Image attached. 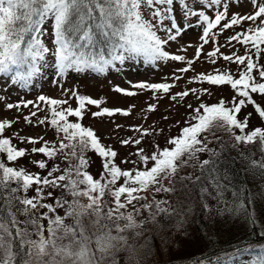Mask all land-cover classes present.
I'll return each instance as SVG.
<instances>
[{"label": "snow or ice", "instance_id": "snow-or-ice-1", "mask_svg": "<svg viewBox=\"0 0 264 264\" xmlns=\"http://www.w3.org/2000/svg\"><path fill=\"white\" fill-rule=\"evenodd\" d=\"M247 2L252 4V10L240 13L230 12V8L239 6L241 0H0V78L8 77L7 83L17 89L31 88L44 75L59 85L69 74L107 76L140 61L153 68L180 62L186 66L174 69L170 77L163 78L165 82L129 81L134 90L120 86L113 89L125 97L138 95L136 90H148L154 94L153 99L159 100L163 95L179 103L189 95L198 99L211 95L206 88L169 95L175 84L166 82L179 81L180 73L193 70L192 65L200 58L204 46L215 45L206 54L210 63L216 64L222 58L237 65L236 73L216 69L214 74H200L189 80L188 83L227 86L233 97L230 101L220 99L213 105L201 102L195 108L188 104L192 112L185 126L177 136L167 138L165 147L161 149L154 143L152 152L137 147L129 154L136 159L126 157L120 161L132 164L131 169H122L116 162L118 152L103 144L92 127L83 124L89 113L94 119L111 120L117 115L130 116V108L102 107L103 100L80 94L75 88L64 90L66 99L39 95L35 101L6 103L8 110L21 111L31 106L25 122L31 126L50 125L59 140L21 137L19 132L6 137L4 134L12 128L13 121L0 122V264H120L116 253L127 246L125 233L143 227V222L136 218L142 210L149 211L153 223L158 216L173 215L167 200L153 198L152 202L137 207L140 201L147 200L141 193H174L178 181L197 184L201 197L213 196L225 205L219 209L221 215L227 213L228 220L234 216L242 219L246 228L255 229V236L264 239V224H258L254 203L247 195L249 190L244 189L245 195L241 196L240 190L234 189L235 200L231 204L224 198L225 186L219 183L221 176L215 159L221 153L209 147L213 140L223 139L218 133H226L236 141L233 147L259 142L264 153V105L255 99L256 95L264 97V64L260 63L264 58V0ZM237 27L239 32L235 31ZM189 29L201 33L195 58L170 53V44ZM229 29L233 34L220 44L219 36ZM233 42L245 49L243 54L221 52L222 47L235 48ZM6 99L0 97V101ZM71 99L77 101V107L70 106ZM248 105L253 106L262 122L254 129L249 124L251 113L240 118ZM92 107L98 110L92 112ZM156 109L157 105L149 104L147 111ZM42 110L46 115L33 121ZM121 127L117 125L114 131ZM129 130L139 135L121 139L124 147L140 146L146 137L154 140L155 134L163 132L154 126L145 129L141 125L129 126ZM14 138L32 147L18 148L13 144ZM37 144L40 146L36 147ZM89 152L101 159L99 176L88 171L93 163ZM205 153L208 159L201 160ZM28 155L43 157L29 163L44 175L16 166ZM245 159L264 177V157L260 161L247 156ZM186 167H198L211 180L214 192L200 183L201 177L180 176ZM57 188L61 190L60 196L48 190ZM203 208L208 205L203 204ZM188 211H192L191 207ZM19 216L25 219L20 220ZM183 223L177 222L178 230ZM253 247L249 241L232 256L217 257L216 264H233L251 253ZM259 247L261 258L251 264H264V243Z\"/></svg>", "mask_w": 264, "mask_h": 264}, {"label": "rangeland", "instance_id": "rangeland-1", "mask_svg": "<svg viewBox=\"0 0 264 264\" xmlns=\"http://www.w3.org/2000/svg\"><path fill=\"white\" fill-rule=\"evenodd\" d=\"M252 4L248 3L247 0H241L239 6H232L230 12H240L248 13L252 10ZM247 26V24H245ZM236 32L240 31V28L235 29ZM233 30L229 29L220 35L218 40L220 44L225 43V38L232 35ZM201 35L199 30L189 29L185 32L177 42H172L168 47V51L173 54L184 55L186 59H194L196 56V51L199 46L198 37ZM235 48L229 49L228 47H222L221 52L224 54H231L233 51L241 53L242 46L238 43ZM215 45L209 43L204 46L203 53L200 58L195 61L192 65L191 71L188 73H180L182 79L179 81L167 80L166 82L174 83L175 86L171 89L169 95H173L181 92L182 90L192 89V88H206L208 85L206 83L201 84L197 82L188 83L193 77H197L200 74H214L216 69L225 70L230 69L231 66L228 62H225L222 58H218L216 64H212L207 59V52L214 50ZM185 64L180 62H169L168 64H160L158 67L153 68L152 66L144 63L143 61L137 62L135 66L128 65L123 67V70L119 73L111 72L107 76H97L94 73L80 74L79 76L75 74H69V76L61 80L59 85H57L49 75H44L42 78H37L34 84L29 89H17L13 87L10 83H7L8 77L0 78V97H7L8 99L0 101V122L3 120L13 121L12 128L7 130L5 134L7 136H13L14 133L19 132L21 137H43L44 140L50 141L52 136L51 126L45 124L43 126H31L27 124L24 117L29 115L31 111V106L27 109H22L17 111L16 109L8 110L5 107L6 103H15L20 100H37L39 95H46L55 99H66L64 95V90L67 89H77L80 94H86L91 98H99L104 101L102 107H109L110 109L120 108L129 109L131 111L130 116L123 117L117 115L111 120L108 118H97L94 119L89 114L86 115L89 122V126L97 133L98 137L101 139L102 143L111 146L118 152V157L116 162L122 169H131L132 164H121L120 161L124 158L136 159L135 156H130L129 154L136 151L137 147H143L147 152L153 151V144H158L161 147H165L166 140L168 137H172L174 134H179L181 127L185 126V120L188 115L192 112V109L187 107L188 104L192 105V108L197 107L201 102H203L208 95H201L198 99L195 95H189L187 98L179 103L171 101L168 97L161 95L159 100L153 99V93L148 90H136L139 92L138 95L134 97H125L121 94H117L113 91L115 86H120L125 89H131L129 81L135 82H150L159 83L163 81L164 77H170L173 74L174 69H179L185 67ZM45 72L50 70L45 69ZM69 95H71L69 93ZM217 96V93H215ZM70 106L73 108L77 107V101L71 99L69 101ZM149 104L157 105V109L154 112H148L147 108ZM134 105L135 107H130ZM68 105H65L67 107ZM95 107L91 108V111H97ZM46 115V111L42 110L39 112L38 117H33V121L38 118H43ZM168 117V119H164ZM18 118V122L17 121ZM255 125H261V119L257 116L255 117ZM117 125H122L118 131H114ZM141 125L143 128L148 129L149 126H154L156 129H163L162 133L155 134V139L152 137H146L144 142L140 146L129 145L124 147L121 145L120 141L124 138L136 137L139 134L129 130V126ZM32 145L26 143H20L18 148H31ZM89 156L93 161L91 167L88 171L94 176H99L101 171V159L96 155L89 152ZM35 155H28L25 158L19 160L17 166H25L30 173H34L37 169L28 163L29 161H37ZM75 161L73 160V163ZM261 188H264L262 184ZM56 193L55 191H53ZM143 194V193H141ZM146 192L144 193V195ZM158 194V193H157ZM159 198L162 200L163 197L160 194ZM86 203V201H84ZM186 213V211H181ZM63 215V212H60ZM137 220L141 221L143 219L142 214L137 215ZM122 222V221H121ZM162 230V229H161ZM140 232V229L130 231L131 236L129 237V242L131 239L136 238V233ZM177 232L181 235L180 229L176 232H171L166 235L168 241ZM125 233V235L127 234ZM144 240L148 239V235L142 237ZM182 248L176 253L177 256L187 257L191 255V248H193L192 240L188 234L185 238ZM121 252V251H120ZM117 252V253H120ZM193 255V252H192Z\"/></svg>", "mask_w": 264, "mask_h": 264}, {"label": "trees", "instance_id": "trees-1", "mask_svg": "<svg viewBox=\"0 0 264 264\" xmlns=\"http://www.w3.org/2000/svg\"><path fill=\"white\" fill-rule=\"evenodd\" d=\"M244 27L247 26L244 25ZM244 51L245 49L242 47V52L239 54H243ZM260 63L264 64V58L260 60ZM229 65L231 66V71L236 73L237 65L235 63ZM208 89L211 91V95H208L203 101V103L208 105L216 104L220 99L230 101L234 94L227 86L215 87L208 85ZM215 93H217V96ZM255 99L259 104L264 105V97L256 95ZM248 113H251L250 128L254 129L256 127L255 117L258 115L253 110L252 105H248L242 110L240 118L243 119ZM70 120L79 122L75 118H70ZM87 121L88 119L85 116L83 120L85 126H89V122ZM51 131L53 138L50 141L58 142L59 137L56 132L52 128ZM4 135L6 137H13ZM218 135L222 136L223 139L220 141L213 140V143L209 147L215 148L217 152L221 153L215 159L221 176L219 183L225 186L224 198L231 204L235 200L233 197L234 189H239L241 196L245 195L244 189H248L247 195L251 197L255 206V214L259 218L258 224H264V188H261L262 184L264 185V177L259 174V169L252 168L250 161L245 159V156H247L260 161L264 157V153L260 150L261 146L259 142L247 145L239 144L237 147H233L232 145L236 144L233 138L226 133H218ZM175 136L177 134H174L172 137ZM20 143L18 139H13V144L17 147L20 146ZM221 145H224L223 148ZM39 146L40 144L36 145V147ZM35 156L37 157V161L43 158L40 155ZM200 159H208V155L206 153L202 154ZM51 164L52 162H49V167H51ZM61 167H64L63 161H61ZM35 168L37 170L34 173L39 172L41 175H44V172H40L37 167ZM188 175H191L193 178L201 177L200 183L206 184L209 191L214 192V189L211 187V180L206 175H202L198 167H186L181 170L180 176ZM164 183L171 186L169 181H164ZM175 189L174 193H158L165 196L162 200L169 202L173 215L167 218L158 216L157 222L153 223L149 219V211L146 209L141 211L140 214H142L143 219L140 222H143V227L139 228L140 234H136L137 237L131 239L129 242L128 236H131V234L127 233V246L121 252L119 251L120 253H116V259L120 264H165V262L167 264H196L197 261L216 264L217 257H230L237 251L238 247L243 248L249 241L254 245L251 253L244 255L241 260L234 261L233 264H251L252 260H259L261 258L259 245L264 243V239L255 236V229L246 228L242 219L234 216L231 220H228L227 213L221 215L219 209L225 207L223 203L218 202L213 196L201 197L197 184L191 181H178L175 184ZM48 190L55 191V196L61 195L59 188ZM158 194L152 191L146 192L145 196L147 200L140 201L136 206L139 207L140 204L150 203L153 198L161 200ZM31 195L32 192H29V196ZM205 203L208 205V208H203V204ZM189 207L192 209L191 212L188 211ZM181 211H186V213H182ZM60 212H63V210H60ZM18 218L20 220L25 219L23 216H19ZM181 220L184 221L182 228H180L181 235L177 232L168 241L166 235L178 231L176 225ZM85 222L87 223V218H85ZM44 223L45 225L47 224L46 221ZM185 233H187V236L189 234L192 240L193 248H191V255L187 257L177 256L176 253L186 242L185 238L187 236ZM145 235H148V239L146 240L142 238Z\"/></svg>", "mask_w": 264, "mask_h": 264}]
</instances>
